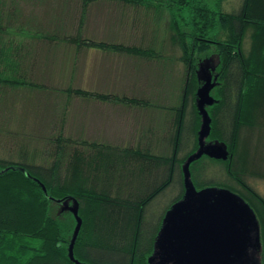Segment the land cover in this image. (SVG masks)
Listing matches in <instances>:
<instances>
[{
    "label": "trees",
    "instance_id": "1",
    "mask_svg": "<svg viewBox=\"0 0 264 264\" xmlns=\"http://www.w3.org/2000/svg\"><path fill=\"white\" fill-rule=\"evenodd\" d=\"M72 1L61 0L60 5L68 6ZM77 1L81 9L76 34L69 33L63 24L36 37L49 47L92 48L140 61L153 62L164 57L152 44L133 46L84 38L81 29L87 10L103 0ZM107 1L157 13L165 10L170 16L168 42L171 49L177 50V55L171 56L172 63L181 64L184 71L182 76L175 71L182 77V84L179 78L172 79L177 80L173 91H179L176 96L167 93L168 82L161 77L163 73L175 76L174 68L156 76L160 80L156 79V85L166 93L161 103L159 98H152L154 108L158 103L162 109H157L166 111L163 121L168 120V130L161 137L165 141L156 143L152 128L149 135H143L146 142L140 138L135 146L126 148L66 138L62 130L65 103L61 115L55 116H59V130L52 139L55 147L49 157L43 158L40 152H28L26 148L0 155V264H155L150 259L165 214L185 194L183 166L199 150L203 118L197 92L205 84L199 69L212 57L217 61L209 75L213 103L204 106L210 119L204 145L223 146L225 158L202 155L194 159L188 167L189 180L197 192L224 189L250 207L259 225L262 251L257 253L261 251L264 264V195L248 182L249 177L264 180V0H239L238 8L230 11L223 8L229 0ZM3 21L1 18V29L8 24L6 21L2 25ZM246 35L248 49L243 43ZM0 41L3 133L5 123L12 130V123H19L21 129L22 116L25 117L26 108L21 113L19 110L25 104L14 91L37 86L24 80L29 70V66H23L27 64L23 59L26 57L19 58L21 54L16 53L14 59L6 50V42ZM62 92L67 100L92 98L144 109L153 104L148 98H118L70 85ZM20 114L23 115L18 117ZM11 135L14 139L20 136ZM210 168L212 171L207 173ZM175 177L181 185L180 195L155 226L147 218V209ZM74 208L81 226L72 261L68 249L77 225Z\"/></svg>",
    "mask_w": 264,
    "mask_h": 264
},
{
    "label": "rangeland",
    "instance_id": "2",
    "mask_svg": "<svg viewBox=\"0 0 264 264\" xmlns=\"http://www.w3.org/2000/svg\"><path fill=\"white\" fill-rule=\"evenodd\" d=\"M60 1L0 0V19L4 20L2 25H5L6 21L8 22L7 27L0 28V40L3 42L11 40L15 45L20 44L22 48L31 46L34 59L38 57L36 60L41 62L40 65L35 64V67L33 64L23 65V63H20L21 66L23 65L27 69L29 66L24 80L35 84L37 87L25 86L18 88V92L14 91L15 93L13 94L19 95L21 102H23V105L25 104L24 107H19L20 113L22 108H26L25 117L22 116L23 114L18 115V117L22 116L21 129H19V123H12L14 130L9 129L5 123V130L0 133V155L8 156V154H13L26 148L25 150L28 152H40L43 158H45L44 156L49 157L55 147L52 139H54L59 130V116L57 118L55 116L56 114H61L65 103L66 123L62 130L66 138H81L126 148L127 146H135L139 141L136 138L144 134L149 135V130L152 128L154 139L164 143L165 138L161 137L168 130V122H164L161 112L155 110L152 98V106L144 109L112 102L102 103L92 98L73 97L67 100L62 90L70 85L72 88H82L93 93L102 94L106 92V94L110 93L111 95H127L131 98L133 96L143 98L144 95L148 94L157 96L161 103V97L166 94L164 89L159 90L158 87L152 85L153 83L149 85L146 83L151 75L150 82L152 78L153 82L158 79L156 77L158 71H154V69L158 68L161 72L166 69L173 70L174 68L173 73L175 76L169 73L161 75L162 79L168 82L167 93L174 91V84L179 78L178 74L181 73L182 76L184 71L181 68V64L177 63L174 65L172 63L171 56H176L177 50L171 49L168 42L170 20L168 12L163 10L157 13L155 10L145 7L132 8L122 6L119 3H109L108 1L102 2V6H107L104 9V11L106 10L105 12H100L97 8L92 9L91 17L87 21V30L83 34L84 38L96 41H121L133 46L152 44L153 47L161 50L164 56L152 62L140 61L127 55L112 54V56L107 58L109 63L112 64L111 66H114V70H112L114 75L100 76L102 73L95 74L94 72L96 70L99 72V69H101L102 72L106 73V62L103 63L97 51L89 50L83 52L81 56L75 57L73 54L74 49L70 46L61 45L60 47L49 49L37 39L28 38L27 40L16 34L21 28L23 29L22 32H29L32 35L35 31H40L43 34V31L49 30L50 22L56 13L57 29L63 27L64 24L65 29L69 33L72 35L76 34L79 3L77 0H73L67 6L66 4L60 5ZM238 6L239 0H229L223 5V8L226 11H230L237 9ZM4 32H7L8 35L11 34L9 39L6 38L7 35ZM243 43L244 48L248 49V35L245 36ZM12 52L14 50L9 51L10 54ZM21 53L24 52L20 51L19 54ZM6 55L4 54V59ZM74 60H76L75 63H73ZM216 61V58L212 57V59L203 62L201 65L199 77L203 83L206 81V75H210V71L214 68ZM25 62L27 63V58ZM23 66L22 69L24 68ZM115 66L120 68L116 69ZM151 70L153 71L152 73ZM175 71H179V73L176 74ZM175 78L177 80L172 82V79ZM102 80L104 89L101 90ZM179 80L180 84H182V77ZM139 86L141 87L139 88ZM93 87L97 90H92ZM4 89L6 90L7 88ZM178 93L177 89L173 92L174 96L178 95ZM156 107H159L158 103H156ZM160 107L158 109H162ZM145 111H150L153 117H157L158 123L150 125L153 127H148V114ZM2 115L6 117L5 113ZM15 121L18 122V119ZM55 121L56 123H54ZM11 133H18L20 136L14 139ZM49 139L51 142H49ZM14 140L16 141L15 144H13ZM158 140H156V143L159 142ZM157 149L161 150V146L158 145ZM210 171H212L211 168L207 170V173H210ZM248 182L258 193L264 195V180L249 177ZM179 186H181L179 179L175 177L171 186L149 205L147 218L153 222V225L156 226L158 224L162 214L178 199L181 190ZM260 250L262 251V248ZM261 251L260 254L253 253L252 261L250 260L251 263L248 262L247 264H262Z\"/></svg>",
    "mask_w": 264,
    "mask_h": 264
},
{
    "label": "water",
    "instance_id": "3",
    "mask_svg": "<svg viewBox=\"0 0 264 264\" xmlns=\"http://www.w3.org/2000/svg\"><path fill=\"white\" fill-rule=\"evenodd\" d=\"M210 88V76L206 75L205 84L197 92V105L203 118L199 150L183 166L185 194L165 214L150 259L155 264H247L252 254L260 250L259 225L246 203L224 189L197 192L189 180L188 167L194 159L202 155L225 158L223 146L204 145L210 131L204 106L213 103ZM72 211L77 225L68 251L74 261L73 246L81 220L77 208Z\"/></svg>",
    "mask_w": 264,
    "mask_h": 264
},
{
    "label": "crops",
    "instance_id": "4",
    "mask_svg": "<svg viewBox=\"0 0 264 264\" xmlns=\"http://www.w3.org/2000/svg\"><path fill=\"white\" fill-rule=\"evenodd\" d=\"M104 1V0H103ZM103 1H101V2H99V3H97V4H93V5H91L89 8H88V10H87V13H86V15H85V22H84V24L82 25V29H81V31H82V33L83 34H85V32H86V30H87V27H88V23H87V21H88V19L91 17L90 16V14H91V11H92V9H94V8H97V10H100V12H105L104 11V9L105 8H107V6H105L104 4V6H102V2ZM105 1H107V0H105ZM104 1V2H105ZM81 6L80 5H78V9H79V18H78V21H79V19H80V8ZM57 10V9H56ZM56 16H57V13H56V15H55V17H53V20L50 22V25H51V27H50V25H49V30L48 31H54L55 29L54 28H56L57 27V25H56ZM52 19V18H51ZM91 20V19H90ZM23 31V29L21 28V29H19L18 31H17V33L16 34H18V35H21L23 38H25V39H27L28 40V38L29 39H31V38H34V39H37L39 42H43L42 44H44L46 47H48L49 49L50 48H56L57 46H55V47H52V46H50L49 47V45H47L44 41H42V40H39V38H37L36 36L37 35H39L41 32L40 31H35L34 33H33V35L32 34H30L29 32L27 33V32H22ZM48 31H43V33H46V32H48ZM7 36H6V38H8L9 39V36L11 35V34H9L8 35V33L7 32H4ZM24 35V36H23ZM20 37V36H19ZM23 41V40H22ZM19 42V41H18ZM12 47V48H11ZM31 47V46H30ZM30 47H27V46H25L24 48H22V47H20V44H17V45H15V44H13V42H11V40H7V42H6V50L7 51H11V50H14V52H12L11 53V56L15 59V58H17L16 56V53H19L20 51L22 52H24V53H21V55L19 56V58H22L21 56H25L26 58H27V64H32L33 63V66L35 65V64H37V65H40L41 64V62L38 60H36L37 58H35L34 59V56H33V50L30 48ZM73 49H74V51H73V54L75 55V57H78V56H81L82 55V53L83 52H86V51H89V50H93V52L94 51H97L98 52V54L100 55V58L102 59V61H103V63L104 62H106L105 63V72L106 73H104V72H102L101 71V69H99V72H98V70H96L94 73L95 74H100V73H102V74H100V76H106V75H108V76H113L114 75V73H112V70H114V66H111L112 64H110L109 63V59L107 58V57H110V56H112V54H110V53H105V52H103V51H100V50H97V49H92V48H78L79 50H77L75 47H72ZM28 54V55H27ZM7 58L8 59H10L8 56H7ZM25 58V59H26ZM22 60V59H21ZM29 60H30V63H29ZM76 62V60H74L73 61V63H75ZM26 64V65H27ZM31 67H32V65H31ZM35 67V66H34ZM115 68L116 69H119L120 67H116L115 66ZM154 71H158V76H159V73H163V71H159L158 70V68H155L154 69ZM153 71L151 70V73H152ZM110 73V74H109ZM105 74V75H104ZM93 77H94V75H93ZM150 77H152V75L150 76ZM150 77L148 78V80H147V85H149V84H152L153 86H156V87H158V89L159 90H162V89H164V88H159V86H157L156 85V80H155V82H153V78L151 79V82H150ZM96 81H99V80H96ZM141 86H139V88H140ZM102 89H104V85H103V80H102V88H101V90ZM92 90H94V91H96L97 89H95L94 87L92 88ZM111 95L110 93H108V94H106V92H104V93H102V95ZM112 96H117L118 98H131V97H128L127 95H122V96H120V95H118V94H116V95H112ZM133 97H135V96H133ZM142 97V96H141ZM155 97H157V96H151V95H148V94H146V95H144L143 96V98H148V99H151V98H154L155 99ZM158 98V97H157ZM156 98V99H157ZM103 103V102H102ZM104 103H106V102H104ZM130 108V107H129ZM154 109V108H153ZM155 110L157 111V112H160L157 108H155ZM145 112H147V114H148V119H147V122L149 123L148 124V127H153V126H150V125H153V124H157L158 123V119H157V117L155 116V117H153L152 116V114L150 113V111H145ZM161 114H162V117H164V115H165V113H164V111L163 112H161ZM61 115V114H60ZM162 120H164V118L162 119ZM161 120V121H162ZM95 121V120H94ZM164 122H168V120H165ZM66 123V112H65V121H64V124ZM78 136H79V134H78ZM103 137H104V135H103ZM88 138V137H87ZM94 138H96V137H94ZM147 139V138H145V137H143V135H141V136H139V138H136V139ZM148 140V139H147ZM153 140H158V139H153ZM102 143H104L105 144V142H102Z\"/></svg>",
    "mask_w": 264,
    "mask_h": 264
}]
</instances>
